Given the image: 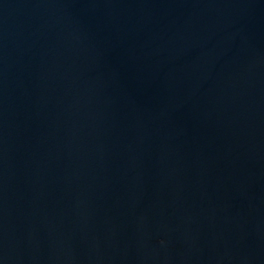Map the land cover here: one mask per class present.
Returning a JSON list of instances; mask_svg holds the SVG:
<instances>
[{
    "label": "water",
    "instance_id": "1",
    "mask_svg": "<svg viewBox=\"0 0 264 264\" xmlns=\"http://www.w3.org/2000/svg\"><path fill=\"white\" fill-rule=\"evenodd\" d=\"M0 264H264V0H0Z\"/></svg>",
    "mask_w": 264,
    "mask_h": 264
}]
</instances>
